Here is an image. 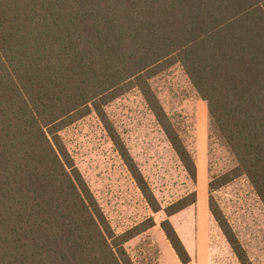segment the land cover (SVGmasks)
<instances>
[{"label":"trees","instance_id":"obj_1","mask_svg":"<svg viewBox=\"0 0 264 264\" xmlns=\"http://www.w3.org/2000/svg\"><path fill=\"white\" fill-rule=\"evenodd\" d=\"M180 64L206 101L213 132L237 164L216 191L245 176L264 205V0H0V264H136L61 133L95 113L154 212L150 184L107 106L138 89L190 178L198 168L152 80ZM161 228L191 261L169 219ZM210 209L241 264H252L220 206Z\"/></svg>","mask_w":264,"mask_h":264},{"label":"rangeland","instance_id":"obj_2","mask_svg":"<svg viewBox=\"0 0 264 264\" xmlns=\"http://www.w3.org/2000/svg\"><path fill=\"white\" fill-rule=\"evenodd\" d=\"M152 86L196 161V182L188 175L138 89L121 95L106 109L150 184L161 211H153L95 113L61 133L113 228L122 233L154 218L155 226L126 243L134 261L183 264L161 223L168 217L167 206L196 192V203L169 218L191 256L188 264H241L211 212L213 196L251 263L264 264V205L249 180L241 176L216 191L210 190L211 180L237 162L213 132L206 101L180 64L155 77Z\"/></svg>","mask_w":264,"mask_h":264}]
</instances>
